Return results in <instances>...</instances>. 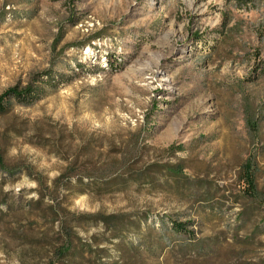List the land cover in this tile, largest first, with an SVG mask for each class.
<instances>
[{
	"label": "rangeland",
	"instance_id": "obj_1",
	"mask_svg": "<svg viewBox=\"0 0 264 264\" xmlns=\"http://www.w3.org/2000/svg\"><path fill=\"white\" fill-rule=\"evenodd\" d=\"M242 1L0 0V94L52 72L43 98L0 116L8 162L29 165L50 187L75 161H184V185L67 195L79 235L73 264H264V0ZM171 145L183 147L172 154ZM248 160L258 201L246 191ZM3 178L0 264H46L61 229L45 220L55 193L26 172ZM96 212L146 216L147 241H170L136 253V223L119 237L73 219ZM186 220L200 251L172 229Z\"/></svg>",
	"mask_w": 264,
	"mask_h": 264
},
{
	"label": "trees",
	"instance_id": "obj_2",
	"mask_svg": "<svg viewBox=\"0 0 264 264\" xmlns=\"http://www.w3.org/2000/svg\"><path fill=\"white\" fill-rule=\"evenodd\" d=\"M242 1V0H241ZM250 0H243L241 4H247ZM52 72L45 70L40 73L39 76H34L25 85L16 84L9 87L0 94V116H5L14 109V107L22 106L29 107L43 98L45 95V89L43 83L48 81L51 83L50 76ZM45 76V79H44ZM252 128H256L251 120L248 121ZM183 146L171 145L168 151L174 154L176 151L182 149ZM137 156L136 151H130ZM122 156H131L130 154H123ZM89 161V160H88ZM83 164V163H82ZM70 162L66 169L53 179L52 185L49 187L44 183L42 175L35 174L29 165H23L18 163H10L3 155L2 148L0 147V174H7L9 177L19 172H26L33 176L39 184L41 191L53 194L52 201L57 202V205H52V212L50 216L45 215V220L50 223H55L61 220V229L58 234V240L52 245V255L46 264H73L78 254V246L75 242L79 239V235L75 232L74 224H71V220H67L70 211L65 206L67 195L75 193H89L94 196H105L117 192H124L128 183H138L140 186L155 187L157 183L163 182L165 184L169 182H175L184 185L187 184V175L184 173L185 165L183 160H179L175 163H151L146 164L141 169L129 168L127 166L126 158H119V160H110L99 163L87 162L84 165ZM244 172L246 175L247 193L248 197L254 201L262 199V195L259 192L254 175V162L248 160L244 164ZM6 182V178L0 180V205H5L7 209H10L9 193L3 190V185ZM66 190L67 194L62 195V198L56 199L58 190ZM183 195V194H182ZM194 194L191 195V197ZM209 193L205 194L204 201H207L210 196ZM46 196V195H45ZM44 199V194L36 200V206L40 205ZM60 199V200H59ZM264 202V200H262ZM73 214V213H72ZM7 215L0 212V223ZM78 217V218H77ZM73 219H82L83 221H92L95 223H102L109 231H113L117 236H121L126 230L131 229L133 224H137V234L142 232L140 236V244L136 253H140V247H146L150 250H155L161 244H165L170 241V238L159 237L158 241H147V237L141 229L142 224L146 223V216L134 218L132 215H120V214H104L101 212L82 214L81 216H74ZM63 220V221H62ZM189 225H194L192 221H172V229L174 232H179L183 235H188L184 243L186 249H196L200 251L201 242L197 238L194 229H189ZM203 244V243H202ZM83 247V244L82 246Z\"/></svg>",
	"mask_w": 264,
	"mask_h": 264
}]
</instances>
